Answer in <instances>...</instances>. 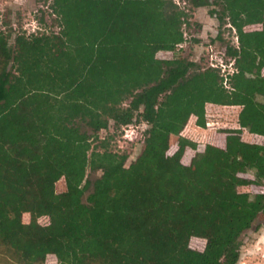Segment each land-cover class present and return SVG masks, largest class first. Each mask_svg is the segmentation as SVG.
Masks as SVG:
<instances>
[{
  "label": "trees",
  "instance_id": "obj_1",
  "mask_svg": "<svg viewBox=\"0 0 264 264\" xmlns=\"http://www.w3.org/2000/svg\"><path fill=\"white\" fill-rule=\"evenodd\" d=\"M213 4L237 35V46H225L237 68L229 87L219 69L175 53L189 14L173 0H52L58 33L20 37L12 55L0 31L1 254L19 264L50 254L57 264L237 262L240 234L264 215V192L238 189L264 184V145L239 136L242 128L264 136V0ZM207 103L239 106V127L184 165V148L196 143L179 132L191 115L205 127ZM139 117L149 126L132 168L107 139L91 147L110 122ZM168 135L177 136L173 154ZM87 169L101 173L91 180ZM61 177L67 188L57 193ZM192 235L207 239L201 251L188 246Z\"/></svg>",
  "mask_w": 264,
  "mask_h": 264
},
{
  "label": "rangeland",
  "instance_id": "obj_2",
  "mask_svg": "<svg viewBox=\"0 0 264 264\" xmlns=\"http://www.w3.org/2000/svg\"><path fill=\"white\" fill-rule=\"evenodd\" d=\"M52 0H0V31L4 33L7 41V50L13 53L17 47L18 38L21 37L23 41L34 40V37H41L45 34L58 33L60 30L59 19L56 13L51 8ZM188 18L186 24L182 25V30L187 38H200L198 45L193 46L192 40L189 42H182L178 45V50L175 51L181 57L195 62V66L207 67L209 62V54L214 55L215 62L222 61L228 63L229 58L225 56V46L228 42L232 44L234 40L232 30L225 24L219 26V21L216 17H212L210 10L215 9L213 0H203L200 7L196 8L188 3ZM202 13L204 16H202ZM209 15L212 20L206 18ZM204 19L207 22H204ZM260 25H249L246 29L258 28ZM219 35V36H218ZM211 45L212 50H207ZM196 47V49H194ZM12 55V54H11ZM157 55L162 58L172 57L173 52L159 51ZM195 60V61H194ZM14 65L8 62L7 68L11 69V73H16ZM225 70H228L226 66ZM264 73V69L262 71ZM165 92H161L155 99H162ZM127 103V102H126ZM125 105V103L123 104ZM237 107H221L209 106L206 108V123L205 127L197 128L195 134H185L183 136L191 139L196 143L194 148L185 147L180 157L181 163L184 165H191L193 157L198 152H203L207 145L217 147H224L227 133L225 130L238 127ZM138 122L119 126L115 128L110 122L109 128L98 131L99 138L89 137L91 140V147L99 149V140L107 139L110 148L119 152H125L127 159L125 165L128 168L133 167V162L139 155L143 148L142 139L144 138L145 130L149 126L147 119L139 117ZM195 126V125H194ZM184 128V127H183ZM180 130L179 134H181ZM202 128V129H201ZM243 132V130H242ZM92 134V130L87 128V135ZM246 134V132H245ZM242 137V135H239ZM247 141L259 142L264 144L263 137L247 136ZM178 149L177 136L168 135L167 137V153L173 154ZM100 170L87 169V177L93 180L100 175ZM241 175L252 178L251 173H242ZM66 180L64 177L59 178L55 182V191L61 193L66 191ZM240 191H249L251 193L264 192V184L256 185H242L239 186ZM85 194L83 200H85ZM30 214L25 212L22 214V220L28 222ZM37 220L42 225H48L50 218L47 215H40ZM207 239L204 237L192 235L188 240V246L196 250H202L206 244ZM1 243V241H0ZM239 257L235 264H264V215L260 214L254 220L250 228L244 230L238 238ZM212 260H205L204 264H213ZM0 264H19L14 263L6 254L0 253ZM43 264H57L56 257L52 254L45 258Z\"/></svg>",
  "mask_w": 264,
  "mask_h": 264
},
{
  "label": "built area",
  "instance_id": "obj_3",
  "mask_svg": "<svg viewBox=\"0 0 264 264\" xmlns=\"http://www.w3.org/2000/svg\"><path fill=\"white\" fill-rule=\"evenodd\" d=\"M174 3H176L181 9H183L185 12H188V1L187 0H173ZM186 23L184 22L183 25H185ZM227 26L232 30L233 32V38L234 40H232V44L237 46V35H236V32H235V28L230 24V23H227ZM183 29V28H182ZM183 34H184V31H183ZM185 34H184V38H185ZM209 47V49L207 48V50H212L211 48V45L208 44L207 45ZM226 56V55H225ZM214 55L212 53L209 54V62L207 64L208 67H213V68H217L219 69V73L220 75L223 77V84L225 87H229L228 85V80H229V77L232 73H234L235 71H237V68L235 66V61H234V58L233 57H230V56H226L229 58V61L228 63L226 62H220V61H216L215 62V59L213 58ZM226 66H228V70H225Z\"/></svg>",
  "mask_w": 264,
  "mask_h": 264
},
{
  "label": "crops",
  "instance_id": "obj_4",
  "mask_svg": "<svg viewBox=\"0 0 264 264\" xmlns=\"http://www.w3.org/2000/svg\"><path fill=\"white\" fill-rule=\"evenodd\" d=\"M198 7H200V6H198ZM198 7H196V8H198ZM202 16H204L202 13H200ZM212 15V17H216V16H214L213 14H211ZM206 18H208L209 20H212V18L209 16V15H207L206 16ZM217 19V18H216ZM218 20V19H217ZM204 22H207L205 19H204ZM219 26H220V24H219ZM219 36V35H218ZM200 38L201 37H197V38H193V39H191V37L190 38H187V37H185V40H184V42H189V40L191 39L192 40V43H193V46H196V45H198L199 44V42L201 41L200 40ZM190 43V42H189ZM197 47V46H196ZM196 47L194 48V49H196ZM170 52V51H169ZM158 56V55H157ZM195 61V60H194ZM208 105L209 106H221V107H237V110L238 111H240V107L239 106H237V105H219V104H214V103H207L206 104V108L208 107ZM237 119H238V115H237ZM195 120H196V116L195 115H191L190 117H189V119H188V121H187V123L185 124V126H184V128H183V130L181 131V134L182 135H185V134H195V133H197V129L195 128V127H197V128H200V126H198L196 123H195ZM238 123V122H237ZM195 125V126H194ZM238 127H239V125H238ZM237 127V128H238ZM202 129V128H201ZM242 130H243V132L241 131V135H242V137H241V139L242 140H245V141H247L246 139H245V137H247V136H255V137H263L264 138V136L263 135H259V134H255V133H251V132H249V131H247L245 128H242ZM245 132H246V134H245ZM239 134V135H240ZM248 142H253V141H248ZM255 143H259V142H255ZM259 144H263V143H259ZM264 145V144H263Z\"/></svg>",
  "mask_w": 264,
  "mask_h": 264
}]
</instances>
